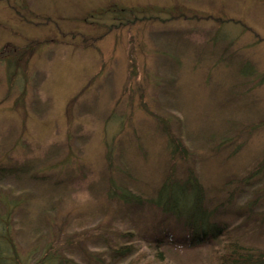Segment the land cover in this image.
Wrapping results in <instances>:
<instances>
[{
	"label": "rangeland",
	"instance_id": "obj_1",
	"mask_svg": "<svg viewBox=\"0 0 264 264\" xmlns=\"http://www.w3.org/2000/svg\"><path fill=\"white\" fill-rule=\"evenodd\" d=\"M263 160L264 0H0V164L26 166L0 195L25 202L21 251L57 239L70 264H218L234 238L264 250V175L240 180ZM171 169L213 201L243 187L230 206L257 222L193 247L109 192L152 195ZM124 243L137 253L108 256Z\"/></svg>",
	"mask_w": 264,
	"mask_h": 264
},
{
	"label": "trees",
	"instance_id": "obj_2",
	"mask_svg": "<svg viewBox=\"0 0 264 264\" xmlns=\"http://www.w3.org/2000/svg\"><path fill=\"white\" fill-rule=\"evenodd\" d=\"M261 164L263 167L251 171L240 179L241 183L243 181L244 185H252L253 180L262 179L264 160ZM25 171L24 165L0 164L1 179L18 178ZM171 171L172 169L152 195L145 196L144 193L133 192L125 187L114 188L109 192L127 204L133 203L136 207L148 204L155 208L156 213L162 216L161 223H171L173 220L175 225L184 230L181 242L193 247L218 242L227 236L233 237L241 226L257 222L251 214L253 206L251 203L247 208L241 205L240 208L235 207L237 211L230 206L234 194H240L243 187L239 188V192H235L237 189L234 188L233 182L229 181L224 184L223 191L225 190L226 194L223 195V199L213 201L209 199L205 187L192 170H187L185 176L179 177ZM32 178L36 179V175ZM238 185L237 183L236 186ZM24 203L21 197L0 195V264H70L71 259L63 254L62 248L56 247L59 244L57 239L49 240L45 245L32 251L23 252L19 249V244L13 236L15 229L13 220L22 210ZM229 210L233 212V219L244 216L245 221L240 225L228 222ZM222 218H225V221H222ZM51 236H54V233H51ZM171 239L174 241V238ZM231 240L233 247L230 252L220 257L218 264H264V250L245 245L239 239ZM110 250L108 256L113 259H126L137 253L132 243L119 244Z\"/></svg>",
	"mask_w": 264,
	"mask_h": 264
}]
</instances>
